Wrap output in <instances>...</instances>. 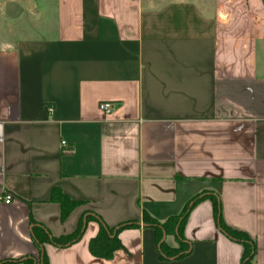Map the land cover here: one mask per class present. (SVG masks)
Masks as SVG:
<instances>
[{
    "label": "crops",
    "instance_id": "0c3cea01",
    "mask_svg": "<svg viewBox=\"0 0 264 264\" xmlns=\"http://www.w3.org/2000/svg\"><path fill=\"white\" fill-rule=\"evenodd\" d=\"M53 192L76 203L64 218ZM196 196L191 249L161 257L146 218ZM215 198L264 264V0H0V262L42 264L32 225L60 237L90 216L44 242L46 264H242ZM94 215L137 223L108 258Z\"/></svg>",
    "mask_w": 264,
    "mask_h": 264
},
{
    "label": "trees",
    "instance_id": "16d2710c",
    "mask_svg": "<svg viewBox=\"0 0 264 264\" xmlns=\"http://www.w3.org/2000/svg\"><path fill=\"white\" fill-rule=\"evenodd\" d=\"M52 197L59 200L62 209L61 215L63 218L68 213L69 209L76 204L74 201H71L67 196L62 195L59 192H53ZM201 197L202 196H196L195 198L191 199L178 216H173L163 223H159L150 218H146V221L151 223L157 230L159 244L158 246L161 257L177 258L191 249V244L189 242L183 241L181 230L183 223L189 213V210ZM213 208L215 220L220 229L230 238L239 241L243 244L244 251L242 256V264H252V258L254 255L253 241L244 232L231 228L223 222L221 217L220 202L218 198H215L213 200ZM89 217L90 216H86L85 219H82L73 232L62 235L60 237L52 236L45 226L39 223H34L31 227V234L35 244L39 249V256L42 264H46V255L43 248L44 242H50L56 245L66 246L77 241L82 235ZM93 218L97 221L99 228L97 234L89 240L88 246L90 252L94 256L102 258L110 257L113 251L120 246L117 234L121 229L137 225L135 221H124L116 226L110 227L99 216L94 215ZM173 220L174 222L172 223ZM170 232H176L178 244H183L185 246L176 253H173V250H175L177 247L175 248L168 246L163 240L164 235ZM20 261H23V264H33V260L30 257L25 258V260H4L1 261L0 264H13Z\"/></svg>",
    "mask_w": 264,
    "mask_h": 264
},
{
    "label": "built area",
    "instance_id": "2783aa9c",
    "mask_svg": "<svg viewBox=\"0 0 264 264\" xmlns=\"http://www.w3.org/2000/svg\"><path fill=\"white\" fill-rule=\"evenodd\" d=\"M99 109L105 111V112H109L110 109L112 108V103L110 101H104V102H100L98 105ZM48 110L51 111L52 107H48ZM62 143H64V141H62ZM13 199V196L11 193H5L4 196L2 197V201L4 203H10Z\"/></svg>",
    "mask_w": 264,
    "mask_h": 264
},
{
    "label": "rangeland",
    "instance_id": "374dc122",
    "mask_svg": "<svg viewBox=\"0 0 264 264\" xmlns=\"http://www.w3.org/2000/svg\"><path fill=\"white\" fill-rule=\"evenodd\" d=\"M173 222H174V220L172 221V223H173ZM175 222H176V220H175ZM179 245H180V244L175 245V248H176V247H177V248H176L175 250H173V253H176L177 251H179L180 249H182V248L185 247L183 244H181L180 247H179Z\"/></svg>",
    "mask_w": 264,
    "mask_h": 264
}]
</instances>
